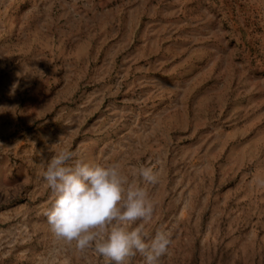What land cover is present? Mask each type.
<instances>
[{
    "label": "rangeland",
    "instance_id": "obj_1",
    "mask_svg": "<svg viewBox=\"0 0 264 264\" xmlns=\"http://www.w3.org/2000/svg\"><path fill=\"white\" fill-rule=\"evenodd\" d=\"M64 149L148 192L158 264H264V0H0V264H109L51 231Z\"/></svg>",
    "mask_w": 264,
    "mask_h": 264
},
{
    "label": "clouds",
    "instance_id": "obj_2",
    "mask_svg": "<svg viewBox=\"0 0 264 264\" xmlns=\"http://www.w3.org/2000/svg\"><path fill=\"white\" fill-rule=\"evenodd\" d=\"M137 176L158 183L151 167ZM54 200L46 215L56 238L84 252L94 248L109 264H130L140 254L145 264H158L170 245V233L149 238L143 224L154 211L148 192L130 180L117 164L103 165L76 159L64 149L54 154L43 171Z\"/></svg>",
    "mask_w": 264,
    "mask_h": 264
}]
</instances>
